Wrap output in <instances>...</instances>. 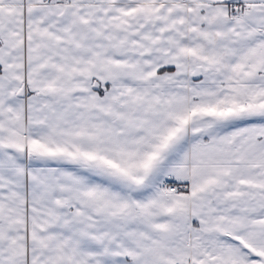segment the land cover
Listing matches in <instances>:
<instances>
[{"label": "snow or ice", "instance_id": "obj_1", "mask_svg": "<svg viewBox=\"0 0 264 264\" xmlns=\"http://www.w3.org/2000/svg\"><path fill=\"white\" fill-rule=\"evenodd\" d=\"M0 264H264V0H0Z\"/></svg>", "mask_w": 264, "mask_h": 264}]
</instances>
